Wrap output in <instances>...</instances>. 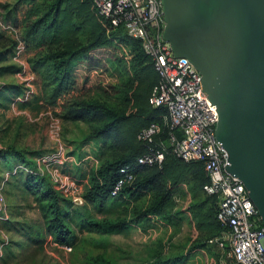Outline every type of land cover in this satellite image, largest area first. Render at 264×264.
<instances>
[{
    "label": "rangeland",
    "instance_id": "obj_1",
    "mask_svg": "<svg viewBox=\"0 0 264 264\" xmlns=\"http://www.w3.org/2000/svg\"><path fill=\"white\" fill-rule=\"evenodd\" d=\"M25 8L19 0H0V50L6 51L0 64L10 65L0 70V87L15 83L20 89L19 93L5 90L10 97L1 99L4 104L0 105V264H83L92 258L148 264L154 253L173 255L174 264H236L227 246H210L204 231L196 228L189 209L193 198L185 181L175 196L171 220L138 213L149 201L150 190L136 191L127 200L108 201L100 208L84 201L86 172L114 150L109 141L85 138L92 121L67 120L58 114L59 98L50 99L40 72L31 66L32 57L44 46H32L22 38ZM80 8L86 10L87 3L82 1ZM89 29L86 25L81 34ZM134 52L130 42L112 39L79 54L70 63L74 92L97 98L115 111H135L150 83L131 76ZM123 141L120 150L135 142L132 137ZM37 173L65 198L62 202L74 234L67 245L54 241L47 232V210L26 187L27 175ZM83 216L111 222L113 229L79 228Z\"/></svg>",
    "mask_w": 264,
    "mask_h": 264
},
{
    "label": "trees",
    "instance_id": "obj_2",
    "mask_svg": "<svg viewBox=\"0 0 264 264\" xmlns=\"http://www.w3.org/2000/svg\"><path fill=\"white\" fill-rule=\"evenodd\" d=\"M19 1L26 4L21 19L23 41L32 46H44L39 54L32 57L31 66L40 72L50 99L55 101L59 98L58 114L67 120L92 121L85 138H97L100 142L109 141L112 151L114 150L109 157L101 158L86 172L88 181L82 192L84 201L100 208L108 201L127 200L136 191L150 190L149 201L138 213L140 215L153 213L155 216L171 220L175 213L173 210L175 196L180 190V183L185 181L193 198L189 209L195 226L204 231L206 243L217 248V244L208 242V238L219 234L226 226L216 218V197L203 188L207 175L202 161L185 160L171 150L168 136L172 129L164 121L166 110L161 105H152L148 100L157 74L150 55L143 50L140 41L126 34L121 27L106 32L90 0ZM82 1L87 3L86 10L80 8ZM86 25H90L91 29L86 35L81 34L82 28ZM82 36L84 39L80 40L79 37ZM112 39H121L132 44L135 52L131 59V76L150 83L149 88L137 102L135 111L130 113L115 111L97 98H86L74 92L75 80L71 71V61L86 50L107 44ZM70 42L75 44L66 45ZM5 53V50H0V60L5 57ZM8 67L9 64H0V70ZM5 90L20 92L15 83L1 86L0 105L4 104L1 99L7 100L10 97L5 94ZM150 121L159 122L160 129L153 135L152 141L143 142L137 138L136 133ZM129 137L134 138L135 142L126 150H120L123 140ZM149 145L162 149L163 157L159 164L136 161V157ZM124 163L131 164L132 177L124 181L116 193H111V188L120 175L119 167ZM25 183L41 201L42 209L47 210L44 217L47 232L52 235L54 241L69 244L68 240L74 234L68 220L67 205L62 202L65 199L62 192L38 173L28 174ZM78 226L95 231L113 229L111 222L88 216L79 218ZM152 257L154 259L148 264H174L173 255L170 254L154 253ZM83 264L115 263H110L104 258H92Z\"/></svg>",
    "mask_w": 264,
    "mask_h": 264
},
{
    "label": "built area",
    "instance_id": "obj_3",
    "mask_svg": "<svg viewBox=\"0 0 264 264\" xmlns=\"http://www.w3.org/2000/svg\"><path fill=\"white\" fill-rule=\"evenodd\" d=\"M90 3L106 32L121 27L137 38L151 57L157 77L150 89V102L166 110L164 121L172 129L168 136L171 150L185 160L202 161L207 175L203 188L215 195L216 218L226 226L208 238V242L227 246L237 264H264V223L241 180L223 168L226 152L214 136L215 106L201 88L198 70L184 55L173 54L169 42L162 38L160 0H90ZM159 129V122L150 121L136 136L150 142ZM43 157L49 160L48 156L41 157L45 160ZM162 157L161 148L149 145L136 161L159 164ZM119 172L111 193H116L132 177L131 164L124 163ZM57 179L55 175L53 181Z\"/></svg>",
    "mask_w": 264,
    "mask_h": 264
},
{
    "label": "water",
    "instance_id": "obj_4",
    "mask_svg": "<svg viewBox=\"0 0 264 264\" xmlns=\"http://www.w3.org/2000/svg\"><path fill=\"white\" fill-rule=\"evenodd\" d=\"M162 38L198 70L214 136L264 223V0H160Z\"/></svg>",
    "mask_w": 264,
    "mask_h": 264
}]
</instances>
